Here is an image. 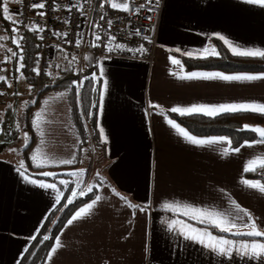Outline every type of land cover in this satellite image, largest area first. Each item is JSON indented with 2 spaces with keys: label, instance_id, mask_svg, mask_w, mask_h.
Masks as SVG:
<instances>
[{
  "label": "crops",
  "instance_id": "1",
  "mask_svg": "<svg viewBox=\"0 0 264 264\" xmlns=\"http://www.w3.org/2000/svg\"><path fill=\"white\" fill-rule=\"evenodd\" d=\"M116 1L128 3L129 0ZM18 3V0H8L11 14ZM160 5L158 45L150 58H143L133 49L112 46L113 55L97 59L98 103L101 92L104 93L103 112L98 113L97 124L104 128L107 141H101L97 128L99 144L92 143L101 149L103 156L102 179L93 189H97V195L102 199L90 215L64 226L59 233L62 247L50 261L47 256L44 264H261L259 260L235 251L231 258L219 255L200 243L185 239L179 230H169L168 223L173 219L187 221L199 228L209 225L182 214L177 216L186 209L168 210L164 205L173 202L191 204L232 215L235 211L232 201H235L252 214L258 229L264 231V193L241 183L242 179L264 183L246 177L249 172L244 171L249 161L264 156V144L242 147L239 152L230 151L227 155L224 149L231 147L226 142L197 146L188 142L168 120L186 128L162 111L194 104L264 103V80L178 78L191 72L225 75L264 72L207 69L186 72L182 61L172 53L186 55L205 47L209 52L213 48L219 52L224 47L233 54L216 34L234 45L264 48V7L245 0H161ZM2 24L0 19V36L8 38L0 40V76L7 77V82L0 81V93H3L0 95V138L5 141V136L11 138V132L16 131L14 115L17 114L18 128L22 129L20 134L23 136L19 145L23 149L30 142L25 116L36 97L23 68L17 71V59L5 62L6 56L11 57L8 49L12 48L8 44L13 46L12 37L21 34L8 35ZM13 49L17 48L13 46ZM170 58L180 60L182 66L172 64ZM105 80L108 82L106 90ZM150 103L159 107H150ZM32 124L35 141L28 152L32 166L28 165L26 156H22L21 148L17 153L23 162L15 163L0 155V264H21L36 240L31 237L39 236L49 214L73 183L68 173L77 168L65 167L67 172L57 169L65 165L60 164V160L76 158L80 148V136L67 92L52 90L41 97L32 110ZM25 132L29 136L27 142ZM75 133L79 138L77 142ZM38 138L44 141L42 147ZM37 146L42 155L35 152ZM61 154L63 157L59 156ZM33 155L39 156L42 162L46 158L44 161L48 163L34 162ZM38 164L42 166L38 167ZM18 169L37 181L55 183L61 194L60 202L56 203L57 190L27 182ZM42 169H55L49 172L55 175H41L46 172L40 171ZM60 180L69 183L62 185ZM75 197L72 191L71 198ZM121 197L145 210L128 207ZM246 222V218L237 221L239 224ZM210 230L213 235L237 243L264 239L234 234L251 231L250 225L224 232L227 235Z\"/></svg>",
  "mask_w": 264,
  "mask_h": 264
},
{
  "label": "trees",
  "instance_id": "2",
  "mask_svg": "<svg viewBox=\"0 0 264 264\" xmlns=\"http://www.w3.org/2000/svg\"><path fill=\"white\" fill-rule=\"evenodd\" d=\"M95 13L96 15L94 18L97 19L99 14L98 7ZM0 19L3 22L2 25L4 26L5 33L13 35L12 28L14 24L4 19L2 14H0ZM4 21L9 25H6ZM18 33L23 37L20 44L23 48L24 75L32 88L33 95L36 97V102L29 105L25 116V127L30 133V142L24 147L28 165L32 166L28 152L35 141L32 110L39 104L41 97L46 93L52 90H60L67 92L69 96L72 107V117L80 136V148L76 153L75 162L72 163V165L65 164L64 167H76L81 157L80 151L82 146L87 144L90 140H92L95 145L99 144L96 127L98 109L92 107L94 103L98 104V95L100 93V81L96 75L98 67L97 59L91 54H87L84 58L82 68L80 69L77 59L73 61L72 57L58 52L56 60L48 68L49 72L45 75H37L33 71V68L39 66V63L37 65V61L41 51V41L36 32L30 31L28 27L19 25ZM13 46L17 48L15 44H13ZM172 53L182 61L186 72L197 69L221 70L224 72H264V58L233 55L224 47L220 48L219 56L209 55L206 59L194 58L177 52ZM93 74L96 76L95 79H93ZM85 77H87V79H85ZM74 81L76 84L73 83ZM89 112L92 114L89 115ZM162 113L184 126L196 136L228 137L231 141L230 147L232 149L240 147L245 141H254L258 139V135L255 132L242 130L245 124L250 126H264V114L256 112H229L216 116H206L202 114L180 115L169 110H163ZM15 133V131H12L10 137L15 138ZM0 141H2L1 138ZM246 177L264 181V167L258 168L254 172L247 173ZM72 191L73 183L70 184L62 201L49 214L43 225L42 231L24 256L21 264H44L55 242V236L59 235L67 220L79 207L94 199L98 194L95 188L85 196H77L75 199H72ZM69 199L72 200V203L68 202ZM211 229L217 233L227 235V233L221 232L216 228ZM45 235L49 236L50 239L46 241L43 240Z\"/></svg>",
  "mask_w": 264,
  "mask_h": 264
},
{
  "label": "snow or ice",
  "instance_id": "3",
  "mask_svg": "<svg viewBox=\"0 0 264 264\" xmlns=\"http://www.w3.org/2000/svg\"><path fill=\"white\" fill-rule=\"evenodd\" d=\"M18 2H23V0H18ZM112 8H117L123 11L129 10V4L127 2L124 3H115L111 2ZM245 2L264 7V0H245ZM149 3H151V0H149ZM46 6L45 2L41 0V2L38 3H32L30 5L31 8L33 9H44ZM143 7V5L141 6ZM149 11L152 9L149 8ZM0 14L3 15L4 19H7L11 21L14 24V27L12 28L13 33H18L19 32V25L22 23V21L15 20L13 14L10 13L9 6H8V0H0ZM19 11L15 13V15H19ZM37 15L44 16L45 13L43 11L38 12ZM151 19V17H149ZM109 26L111 25V21L108 22ZM94 27H99V25H94ZM30 31H43V29L39 25H34L29 28ZM56 35H64L66 36L67 33H57ZM218 38L223 41L225 45L228 46L230 51L234 55H239V56H248V57H260L264 58V48H247V47H241L240 45H234L230 40L226 39L224 36L216 34ZM8 37L6 36H0V40L7 39ZM23 39L22 36L14 35L12 37V43L16 44L17 49L19 50L18 52L12 51V49H8V51L11 53V57L6 56L5 57V62H7L11 58H16L18 67L17 71H20L21 68L24 67V56H23V48L21 47L20 41ZM42 39V37H41ZM97 40L100 39L99 36L96 37ZM111 39H115V37H111ZM145 39H149L148 37H145ZM80 41H77V45H79ZM97 46L95 42H93V47ZM122 47V46H118ZM142 50V49H140ZM176 51H180L177 49ZM194 52L197 54L194 56ZM193 51H189L185 53L186 55L193 57L194 58H207V55H214V56H219V52L216 51L214 48L212 49L211 52H209L208 48L205 47L203 49H196ZM207 54V55H204ZM75 57H73V61H75ZM172 64L174 65H181V61L175 58H170ZM39 61H37L38 65ZM182 66V65H181ZM33 71L39 75L40 70L39 67L37 66L36 68H33ZM100 74L103 76V68L101 67L100 69ZM176 75V73H173ZM22 77V73H21ZM96 76L93 74V79H95ZM178 78L181 79H223V80H228V81H233V80H246V81H253V80H264V73H260L257 75H252V74H240V75H225L224 73L220 72H191L187 73L183 76H179ZM87 79V77H85ZM0 81H5L7 82V77L6 76H0ZM76 84V82H73ZM104 89H107V80L104 82ZM11 86V85H9ZM78 91V89H77ZM3 93H0L2 95ZM18 94V93H17ZM103 96L104 93L101 92L100 96V102L98 104L94 103L92 107L98 109V113L102 114L103 112ZM35 101H33L34 103ZM150 107L153 108H158L159 105H154L150 103ZM171 112L179 113L181 115H194V114H204L208 116H216L224 113H235V112H258L260 114H264V103H255V102H244V103H232V104H219V105H191L188 107H181V106H176L171 108ZM92 113L89 112V115ZM39 115V114H37ZM168 123L177 128L179 132L183 135L185 139L188 140V142L195 144L197 146H205V145H213L216 143H221V142H226L229 145L231 144V141L228 139V137L224 136H218V137H211L207 139H202L198 138L195 135H192L189 133L186 129L181 128L178 124H176L172 120H168ZM97 128L99 130V134L101 137L102 142L107 141V137L104 131V128L97 124ZM242 130H248V131H253L258 135V139L252 142L245 141L243 144L240 145V147L237 148H225L224 149V154L227 155L230 151L234 152H239L240 148L242 147H252L254 144H264V127L260 126H250L245 124L242 128ZM25 141L29 139L28 133H24ZM27 146V143L25 144ZM10 151H15V149H10ZM34 159V157H33ZM258 161V163H257ZM54 162V161H53ZM75 162V156H73L72 159H67V160H60V164H72ZM38 167H41L42 165H37ZM258 167H264V156L262 157H257L254 158L252 161H249L248 164L245 165L244 171L245 172H250V171H256ZM24 168V165L21 164V169ZM21 169H18L20 171V174L23 176V178L32 184H36L37 186L45 189H55L57 190V196H56V203L58 204L61 200V194L59 193V190L56 188L55 183H44L42 181H37L35 179H32L29 175H27L24 171H21ZM85 170L80 169L78 171L70 172L68 175L72 176H77L80 173H83ZM41 175L45 176H51L55 175L54 173H41ZM97 177H99V172H97ZM60 184L66 185L69 182L66 180H60ZM241 183L244 184L247 187L253 188L258 190L261 193H264V183H261L260 181H252V180H246L242 179ZM93 189L92 187H88L87 192H91ZM87 192L84 190H80L79 193L74 192L73 197L76 195L79 196H85L87 195ZM113 192L116 195H120L119 193H116V190L113 189ZM102 199L100 195H96L94 199H92L89 203L83 205L80 207L78 210L75 211V213L71 216L70 219L67 220V223L65 227L72 225L75 221L78 219H83L84 217L88 216L91 214L92 210L94 207L97 205V203ZM121 199H124L125 202L127 203L128 207L131 208H139L140 211H144L145 209L142 206H137L133 205L130 202L126 200L125 197H121ZM69 203H72V200L69 199ZM232 204L234 205V214L229 215L225 214L223 212H220L215 209H210V208H202L199 206L191 205V204H179L176 202L173 203H166L164 207L168 210H173L174 208H183L186 209L183 213H177V216L179 215H185L189 216L190 219L196 220L200 224H207L209 227L206 228H199L196 227L193 224H189L187 221H182L179 219H173L168 223L169 230H179L181 235L184 236L185 239H190L193 240L197 243H200L204 245L205 247H208L212 249L213 251H216L217 254L219 255H225L231 258L233 252L235 251L237 254L241 256L248 257L249 259H255L259 260L261 264H264V239L262 240H253V241H242L237 243L236 241L229 240L225 237L222 236H216L213 235L212 231L210 230L211 228H216L221 232H233V229H238L241 227L247 228L249 225L251 226V231H246V232H241V231H236L234 232L235 235L238 236H251V237H258V238H264V231H260L257 227V224L252 216V214L247 210L242 208L238 203L235 201H232ZM243 213V215H241ZM246 218V223L239 224L237 221H243ZM177 225H180L179 228H177ZM31 239H36V236L31 237ZM50 239L49 236L45 235L43 237V240H48ZM55 244L51 247L50 252L48 254V260L50 261L52 259V256L57 252V250L62 247L61 244V237L60 235L55 236Z\"/></svg>",
  "mask_w": 264,
  "mask_h": 264
},
{
  "label": "built area",
  "instance_id": "4",
  "mask_svg": "<svg viewBox=\"0 0 264 264\" xmlns=\"http://www.w3.org/2000/svg\"><path fill=\"white\" fill-rule=\"evenodd\" d=\"M38 2L41 0L19 2L13 15L15 20L22 21V27L39 25L43 29L35 31L42 45L38 59L40 75L49 72L48 68L56 60L58 52L75 57L81 69L87 54L101 59L114 54L112 46L133 49L143 58H150L158 45L161 0H151V3L149 0H129L127 11L112 8L109 0H43L46 4L44 9L30 7ZM97 7L99 14L95 19ZM17 11L20 13L18 16L15 15ZM41 11L44 16L37 15ZM77 41H80L79 45ZM93 42L97 46L93 47Z\"/></svg>",
  "mask_w": 264,
  "mask_h": 264
},
{
  "label": "rangeland",
  "instance_id": "5",
  "mask_svg": "<svg viewBox=\"0 0 264 264\" xmlns=\"http://www.w3.org/2000/svg\"><path fill=\"white\" fill-rule=\"evenodd\" d=\"M113 2L120 3V2H117L116 0H114ZM8 46L10 48H12V50L17 51V49H13V46L11 45V43H9ZM14 116L17 118V120L14 121V123L17 122V125H16L17 128L15 127L16 128L15 138H12V140H11L10 138L5 136L4 138L6 140L0 141V155H5L6 159L11 158L15 163H17V162H23L24 161V160L19 159V155L17 153V151H19L20 148L22 149V146L19 145V143L22 142L23 136L20 134L22 129L18 128V126L20 125L19 124L20 123L19 116L17 114H15ZM23 119H24V117L21 118V120H23ZM39 138H38V141H39ZM78 140H79V138L77 136V133H75V141L77 142ZM92 142L93 141L90 140V141H88L87 144L82 146L81 151H80L81 157L77 163V166H76L77 168L75 167L76 169L74 170V171H78L80 169H84L85 171L83 173H80L77 176L70 175L72 177L71 180L73 181V193L74 192L79 193L80 190H84L85 192H87L88 187H92V189H93V187L97 185L98 181L102 179L101 175H99V177H97L96 174H97V172H99V174H101L100 167L103 163V156L101 154V149L99 147L93 145ZM38 144H39V146L42 147V144H44V141H39ZM10 149H15V151H10ZM35 152L38 153L39 155H42V150L38 146L36 147ZM46 152H47V150H46ZM21 154H22V156H25L24 148L21 150ZM47 154H49V153L47 152ZM59 156L63 157L62 154ZM33 157H34L33 160L36 163H48V162L44 161V160H46V158H43V162H42L41 160H39V156L35 157V155H33ZM64 168L65 167L63 166V168L61 167L60 169L59 168H57V169L60 172L61 169H64ZM65 169H69V168L66 167ZM65 169L63 171H65ZM52 170H55V169H42L40 171L52 172ZM67 171L68 170H66L65 172H67ZM102 174H103V171H102ZM77 196H79V195H77Z\"/></svg>",
  "mask_w": 264,
  "mask_h": 264
}]
</instances>
